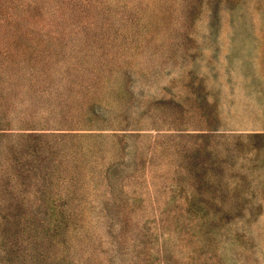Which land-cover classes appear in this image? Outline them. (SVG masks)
<instances>
[{"label": "rangeland", "instance_id": "obj_1", "mask_svg": "<svg viewBox=\"0 0 264 264\" xmlns=\"http://www.w3.org/2000/svg\"><path fill=\"white\" fill-rule=\"evenodd\" d=\"M0 131V264H264V0H0Z\"/></svg>", "mask_w": 264, "mask_h": 264}, {"label": "trees", "instance_id": "obj_2", "mask_svg": "<svg viewBox=\"0 0 264 264\" xmlns=\"http://www.w3.org/2000/svg\"><path fill=\"white\" fill-rule=\"evenodd\" d=\"M1 132H4V131H0V133H1ZM2 134H3V133H2Z\"/></svg>", "mask_w": 264, "mask_h": 264}]
</instances>
